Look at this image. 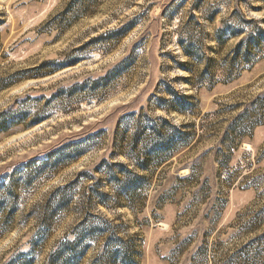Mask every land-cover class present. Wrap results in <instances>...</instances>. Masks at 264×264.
<instances>
[{
  "label": "rangeland",
  "instance_id": "374dc122",
  "mask_svg": "<svg viewBox=\"0 0 264 264\" xmlns=\"http://www.w3.org/2000/svg\"><path fill=\"white\" fill-rule=\"evenodd\" d=\"M259 28L264 0H0V264H264ZM156 119L189 146L149 154Z\"/></svg>",
  "mask_w": 264,
  "mask_h": 264
},
{
  "label": "trees",
  "instance_id": "16d2710c",
  "mask_svg": "<svg viewBox=\"0 0 264 264\" xmlns=\"http://www.w3.org/2000/svg\"><path fill=\"white\" fill-rule=\"evenodd\" d=\"M259 30H261L262 33H264V30H262L260 28H259ZM118 33H120V32H118ZM182 49L184 50V53L186 54V56L190 57V53L184 47L183 44H182ZM263 107H264V104L263 105L261 104L260 108L262 109ZM23 117H21V118L20 117H18V118L14 117L12 119H8V121L2 120L0 122V134L7 132L8 130H10L14 126H18V125L22 124L24 122L22 120ZM153 122L155 124L153 125V127H151V131L153 132L155 140H157V143L154 145L153 148H151L149 150V154H153L154 156H159L161 158L162 157L166 158L171 153L173 154V151L176 148L183 147V146H185V147L189 146L190 134L184 132L187 129V126H185V125L176 126V125L170 124V122H168L166 119H156ZM39 123H40L39 119H36L33 121L32 125H37ZM164 126H170L174 131L173 135L168 139H165V136H163L160 132L161 127H164ZM64 150H62L61 153L64 152ZM168 153H169V155H168ZM83 155H84V152L73 151L70 156L64 155L62 158L58 159L55 164L52 163V161L50 159V162L47 164V167H49V170L50 169L56 170V168L60 167L62 164H66L67 162H73L76 159H79L80 157H82ZM138 165H139L138 168L143 169V165H141V164H138ZM116 167H118L119 169H122L123 171H125L127 169L123 165H117ZM134 179L136 181L135 182L131 181L128 185V188H130L131 191H135L137 189L135 184H137L138 181H140L142 178L140 176H138V174L137 175L135 174ZM64 189L65 188L57 189L55 192H53V194H51L52 197L56 198L60 193H62L64 191ZM120 195H121V193H118V197L116 198L117 204L121 200L119 198ZM70 201H71L70 198L67 199L66 201H61L57 205L56 204L53 205L52 210H53V208H55L56 211H60L61 209L66 207ZM263 238H264V234L258 236L255 241L262 240Z\"/></svg>",
  "mask_w": 264,
  "mask_h": 264
}]
</instances>
